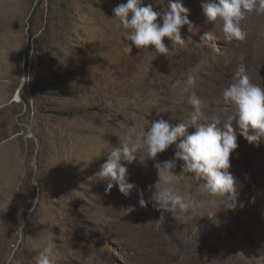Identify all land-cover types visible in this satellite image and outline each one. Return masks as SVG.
Segmentation results:
<instances>
[{"label": "rangeland", "instance_id": "1", "mask_svg": "<svg viewBox=\"0 0 264 264\" xmlns=\"http://www.w3.org/2000/svg\"><path fill=\"white\" fill-rule=\"evenodd\" d=\"M125 2L0 0V264L13 251L12 264H36L49 245L53 264H264V136L249 144L237 130L228 171L243 207L224 210L218 197L202 195L177 160L174 187L194 207L188 220L165 213L159 228L160 213L138 202L150 193L137 190L159 183V162L173 157L175 144L146 167L127 165L137 186L128 197L116 186L106 191L95 175L129 127L188 122L193 93L209 118L224 119L231 105L222 90L241 65L264 86V13H246L245 39L229 41L201 0H181L193 28L182 27L184 46L164 38L166 57L152 46L125 51L130 29L112 17ZM143 4L162 22L169 0ZM193 131L186 124L176 143Z\"/></svg>", "mask_w": 264, "mask_h": 264}, {"label": "clouds", "instance_id": "2", "mask_svg": "<svg viewBox=\"0 0 264 264\" xmlns=\"http://www.w3.org/2000/svg\"><path fill=\"white\" fill-rule=\"evenodd\" d=\"M201 8L207 21L215 22L219 18L223 22L222 31L226 40H244L246 33L240 22L248 12L264 13V0H201ZM188 13L189 9L183 6L181 0H169L168 11L164 12L161 22L157 19L160 13L154 11L151 4L144 5L143 0H126L113 8L112 17L118 18L117 27L130 29L125 36L126 52L131 53L133 47L140 49L152 46L158 54L168 57L171 50L164 38L167 37L174 46H184L181 29L185 25L189 31L193 28ZM203 35L205 39L214 38L211 32ZM243 73L241 65L232 75L233 82L222 90L225 103L231 105V112L226 113L224 119L217 115L209 118L205 113L207 102L193 93L187 98L191 106L188 122L173 125L165 119H159L148 120L139 128L129 127L125 141L107 152L105 162L95 173L101 181H107L106 191L116 186L121 194L128 197L137 186L128 181L127 165L137 163L146 167L147 159L154 160L158 154L175 144L173 157L159 162V183L146 185L143 191L137 190L141 197L144 191L150 193L148 200L140 198L138 202L141 207L151 203L153 209L160 213L157 228L164 221L165 213L179 212L185 214V220L191 218L187 214L194 207L193 200L190 196L179 194L174 187L177 160L183 162L181 171L191 174L197 181L198 191L202 195L218 197L224 210L243 207V203L238 201L236 180L228 171L230 154L239 147L237 130L249 144L256 141L258 136H264V86L253 83ZM194 84L195 77L188 75L187 86ZM186 124L192 126L194 131L176 143L184 135ZM249 128L256 130L257 134H249ZM126 209L128 213L135 210L134 206ZM50 253L51 245L39 252L36 264H53ZM14 255V251L9 253L5 264H12Z\"/></svg>", "mask_w": 264, "mask_h": 264}, {"label": "water", "instance_id": "3", "mask_svg": "<svg viewBox=\"0 0 264 264\" xmlns=\"http://www.w3.org/2000/svg\"><path fill=\"white\" fill-rule=\"evenodd\" d=\"M261 75L263 76V84H264V63H263V66H262Z\"/></svg>", "mask_w": 264, "mask_h": 264}, {"label": "bare ground", "instance_id": "4", "mask_svg": "<svg viewBox=\"0 0 264 264\" xmlns=\"http://www.w3.org/2000/svg\"><path fill=\"white\" fill-rule=\"evenodd\" d=\"M15 97H16V99H15V100H17V98H18V95L16 94V95H15ZM15 100H14V101H15ZM181 195H183V194H181ZM185 196H186V195H185ZM198 259H200V258H198ZM194 261H196V260H194ZM194 263H195V262H194ZM198 263H199V261H198ZM200 264H203V263H200Z\"/></svg>", "mask_w": 264, "mask_h": 264}]
</instances>
